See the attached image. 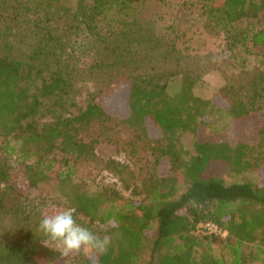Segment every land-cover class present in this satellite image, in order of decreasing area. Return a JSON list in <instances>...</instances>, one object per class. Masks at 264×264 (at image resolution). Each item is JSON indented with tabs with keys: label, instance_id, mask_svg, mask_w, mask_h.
I'll return each instance as SVG.
<instances>
[{
	"label": "trees",
	"instance_id": "obj_1",
	"mask_svg": "<svg viewBox=\"0 0 264 264\" xmlns=\"http://www.w3.org/2000/svg\"><path fill=\"white\" fill-rule=\"evenodd\" d=\"M152 1L167 0H0V264L59 259L37 227L49 203L32 195L51 180L55 151L68 174L95 155L94 143L80 133L107 119L153 143L152 173L139 200L70 183L66 195L76 215L109 239L105 251L91 250L75 264H250L264 258V185L208 175L220 166L264 173V71L229 80L212 97L198 95L199 75L182 70L177 43L163 41L140 18ZM182 1L208 30L224 35L234 61L244 66L241 55L251 44L264 67V30L253 23L264 0ZM81 34L96 44L82 69L70 57ZM177 77L180 86L171 91ZM99 78L109 86L128 83L125 114L103 105L113 86L89 91L86 106H78L83 86ZM217 97L239 125L258 123L253 140L249 127L230 138L200 135L220 108ZM12 161L21 167L16 173ZM110 166L121 178L127 171L117 162ZM59 176L61 184L69 181ZM200 222L214 223L226 236L198 231Z\"/></svg>",
	"mask_w": 264,
	"mask_h": 264
},
{
	"label": "rangeland",
	"instance_id": "obj_2",
	"mask_svg": "<svg viewBox=\"0 0 264 264\" xmlns=\"http://www.w3.org/2000/svg\"><path fill=\"white\" fill-rule=\"evenodd\" d=\"M191 1V0H188ZM140 18L143 23L150 22L156 35L163 41L177 43V49L182 59V70L199 75V84L196 93L202 97H212L229 80L237 81L250 77L253 73L264 71L259 64L261 56L251 44L247 52L242 53L241 59L246 63L232 58V52L226 48L224 35L210 30L198 15L188 9V2L182 0H167L166 2L152 1L142 6ZM191 7V6H190ZM255 30H264V12L258 19L253 20ZM96 44L87 34L78 36L76 46L71 50V60L80 69L88 67L94 56ZM259 56V57H257ZM106 80H94L82 88V95L77 98L78 106H86L88 92L101 93L111 90L102 99L105 108L112 114L126 113V95L128 83L126 81L107 85ZM181 83L180 77L170 83L171 91L178 90ZM216 100H219L217 97ZM220 101V100H219ZM220 108L207 118V124L201 126L199 133L202 137L216 135L232 137L235 133H243L248 129L247 137L255 138L258 123L249 121L239 125L234 121L227 109V104L220 101ZM75 111V108L72 110ZM81 139L92 141L95 145V155L80 159L72 165L68 174L66 166L62 165L63 156L55 151L50 159L55 168L51 172V180L41 185L32 195L33 198L45 197L48 203H55L58 207L71 206L67 194L70 183L78 186L83 191L96 192L102 189H113L125 198L145 199L141 192L143 182L151 175L154 163L153 143L141 136L138 130L132 129L116 119L94 121L80 133ZM3 139L0 136V144ZM14 143V142H12ZM117 162L127 167L123 177L110 166ZM12 171L20 170L17 161H12ZM68 177L65 184H61L59 175ZM208 175L222 177L224 182H251L264 185V173L251 169L243 173H233L226 167L220 166L210 169ZM76 215V214H75ZM78 223L88 225V219L80 214L76 215ZM95 227V225H93ZM45 246L59 252L60 257L52 264H75L83 256L90 254L91 250H80L63 255L55 243L44 241ZM264 264V258L250 263Z\"/></svg>",
	"mask_w": 264,
	"mask_h": 264
},
{
	"label": "clouds",
	"instance_id": "obj_3",
	"mask_svg": "<svg viewBox=\"0 0 264 264\" xmlns=\"http://www.w3.org/2000/svg\"><path fill=\"white\" fill-rule=\"evenodd\" d=\"M75 214L73 206L58 207L55 203H49L42 209L37 227L47 241L58 246L63 255L82 249L105 251L109 244L108 237H101L78 223Z\"/></svg>",
	"mask_w": 264,
	"mask_h": 264
},
{
	"label": "built area",
	"instance_id": "obj_4",
	"mask_svg": "<svg viewBox=\"0 0 264 264\" xmlns=\"http://www.w3.org/2000/svg\"><path fill=\"white\" fill-rule=\"evenodd\" d=\"M197 229L200 232H205L208 234H216L220 236H226V232L221 230L217 225L211 222H200L197 225Z\"/></svg>",
	"mask_w": 264,
	"mask_h": 264
}]
</instances>
